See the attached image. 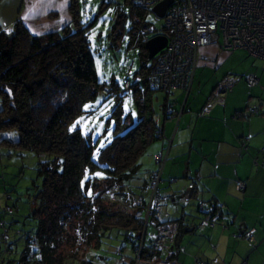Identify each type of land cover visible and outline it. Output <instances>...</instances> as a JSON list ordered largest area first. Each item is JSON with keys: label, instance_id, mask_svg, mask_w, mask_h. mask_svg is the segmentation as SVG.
I'll return each instance as SVG.
<instances>
[{"label": "trees", "instance_id": "1", "mask_svg": "<svg viewBox=\"0 0 264 264\" xmlns=\"http://www.w3.org/2000/svg\"><path fill=\"white\" fill-rule=\"evenodd\" d=\"M84 1L70 0L72 22L45 35H33L21 19L16 20L13 27L0 22V146L13 149V154L23 155L25 151L36 155L37 173L42 179L41 185H34L31 197L18 198L27 206L26 222L30 229L24 236L25 247L20 258L9 261L10 264H94L93 257L113 229L118 230V237L123 235L124 241L131 243L135 257L143 221L135 216L137 205L133 199L138 195L149 198L152 174L160 169L155 156L164 154L154 155L156 169L148 172L142 185L138 184L148 171L144 160L149 156L151 145L163 137L153 106L154 91L165 92L163 113L165 118H172L178 114L171 103L173 95L182 90L187 97L193 88L192 84L190 90L180 87L168 92L152 84L153 65L159 54L148 60L145 40L157 34L168 36L170 31L165 26L157 32L148 21L152 8L138 6L133 0L115 3L110 36L117 44V40L128 35L129 46L138 49L136 81L127 79L123 84L116 79L102 81L90 34L99 16L113 2L102 0L93 20L83 11ZM152 27L155 28L152 32L145 30ZM196 72L197 66L193 82ZM228 75L241 76L235 86L242 79L247 82L249 74ZM127 82L129 88H126ZM129 93L136 105V116L133 111L125 114L123 99ZM101 94L106 98L114 97L116 104L108 120V125L114 123L111 139L99 148L100 135L94 128L85 133L81 119L84 113L94 111L86 110V107ZM204 108L199 115H204ZM161 183L159 189L167 197L163 211L171 196L163 192ZM192 184L187 194L179 196L197 197L196 184ZM141 190L148 193V198L144 193H138ZM11 191L15 189L7 190L8 200ZM201 202L207 203L205 211L200 210ZM17 211V204L10 206L8 203L0 212V227L8 236L6 239L0 235V264H4V252L12 253L13 250L4 214L11 216V223H14ZM197 211L210 222L201 225L206 220L203 219L202 227L214 226L217 219L227 215L216 201L198 202ZM159 221H166L162 214ZM167 221L178 224L171 244L173 249L182 224L176 220ZM153 230L151 225L148 231ZM246 232L235 236L253 243L254 237L252 240L247 238ZM125 248L121 246L117 255L125 258L122 255ZM154 254L179 261L175 253L167 256V253L153 252L150 255ZM198 263L203 264L200 260Z\"/></svg>", "mask_w": 264, "mask_h": 264}, {"label": "crops", "instance_id": "2", "mask_svg": "<svg viewBox=\"0 0 264 264\" xmlns=\"http://www.w3.org/2000/svg\"><path fill=\"white\" fill-rule=\"evenodd\" d=\"M9 3L0 1V22L13 27L21 19L36 36L72 21L70 0ZM197 56L193 88L187 97L179 90L171 98L177 116L158 117L163 137L151 145L144 160L148 171L137 183L142 185L156 169L154 155L167 152L161 188L171 200L163 207L162 219L182 224L173 247L179 263L264 264V58L245 49L226 50L218 43L201 46ZM228 74H253L258 82L249 86L242 79L219 99L214 91ZM211 101L210 113L199 115ZM238 181L245 182V189L238 188ZM192 183L197 197L179 196L187 194ZM138 193L148 198L147 192ZM202 200L216 201L227 215L214 226L202 227L201 221L208 219L197 211ZM246 231L253 232V243L235 236Z\"/></svg>", "mask_w": 264, "mask_h": 264}, {"label": "built area", "instance_id": "3", "mask_svg": "<svg viewBox=\"0 0 264 264\" xmlns=\"http://www.w3.org/2000/svg\"><path fill=\"white\" fill-rule=\"evenodd\" d=\"M133 1L138 6L153 9L163 0ZM164 18L170 35L167 47L162 53H158L152 70V84L159 89L170 92L184 87L190 90L197 66L198 48L201 46L218 43L226 50L244 48L251 54L264 58V0H173ZM154 29L152 27L145 30L152 32ZM240 77L226 76L216 87L215 96L221 99V95L232 88ZM246 80L249 86L258 82L253 74L247 75ZM127 86L129 87V82L126 83V88ZM210 111L211 104L204 108V114H209ZM249 112L259 111L257 108H250ZM155 157L160 169L152 174L149 198L138 195L133 199L137 205L135 216L143 221V231L130 264H180L174 258L150 255L153 252L173 255L171 244L178 231L176 222L159 221L163 203L167 201V197L159 189L167 152L159 153ZM261 165L264 168V160ZM237 186L244 189L245 183L238 181ZM189 187L192 188L193 184ZM199 207L201 211H205L207 203L201 202ZM209 223L206 219L201 225ZM212 224L214 223L211 222ZM151 225L154 230L150 233L148 229ZM148 235L150 238H147ZM245 236L252 240V231L246 232ZM4 238L7 239L8 236L4 235ZM116 264H127L126 259H118Z\"/></svg>", "mask_w": 264, "mask_h": 264}, {"label": "rangeland", "instance_id": "4", "mask_svg": "<svg viewBox=\"0 0 264 264\" xmlns=\"http://www.w3.org/2000/svg\"><path fill=\"white\" fill-rule=\"evenodd\" d=\"M14 1L15 0H10V3L13 4ZM101 1L102 0H85L83 3L85 15L88 14L89 17H92L94 20L98 14ZM107 1L113 2V4L99 16L90 34L91 46L94 49L100 78L105 82L116 79L121 84L127 79L131 82H135L136 78L134 74L139 67L138 49L129 46L128 35H126L123 40H117V44H115L113 37L110 36L113 23L112 18L114 17L112 10L116 5L115 3L123 4L124 0ZM16 4L17 1L15 2V5ZM148 21L154 25L157 32H160L163 27L166 26L165 18H158L151 9L149 10ZM165 35L167 36V34ZM127 88L129 87L127 86ZM165 96L166 94L164 91H154L153 106L157 119L159 116L164 115L162 107ZM123 101L125 114L133 111L136 116V105L131 94L129 93ZM115 104L116 99L114 97L106 98L105 95L101 94L92 105L88 104L86 107V110L94 111H91V113L86 112L83 114V118H80L85 133H88L94 128V132L100 135L99 148L103 147L105 143L111 139L114 123L111 121L112 123L108 125V120L110 119L111 111ZM11 152H14L13 149H8L6 147L1 148L0 146V212L8 203L10 206L17 204L18 208L17 221L14 223H11V216L3 213L9 227L8 232L13 244L12 253H7L5 251L3 254L4 264H10L9 261H15L20 258L25 247L24 236L27 234L26 231L30 229L29 222H26V215L28 213L27 206L18 198L21 197L26 199L30 195H33L35 191L34 185L36 183L41 185L42 182V179L37 173L38 158L36 155L25 151L23 155L13 154ZM12 188L15 189V191H11V199L8 200L7 190L9 191ZM25 222L27 224H24ZM110 232L111 233L104 238L103 245L99 251H97V255L93 257L94 264H115L117 259L121 257V255H117V250L121 249L123 245L126 246V248L122 255L125 256L126 263L130 264L134 257L131 243L124 241L123 235L118 237L119 232L117 229H113ZM4 233L5 229L0 227V235H4Z\"/></svg>", "mask_w": 264, "mask_h": 264}, {"label": "water", "instance_id": "5", "mask_svg": "<svg viewBox=\"0 0 264 264\" xmlns=\"http://www.w3.org/2000/svg\"><path fill=\"white\" fill-rule=\"evenodd\" d=\"M173 0H163L152 9V12L158 18H164L167 9L172 5ZM168 38L165 34H157L146 41V49L148 51V60L153 59L159 52L167 47Z\"/></svg>", "mask_w": 264, "mask_h": 264}]
</instances>
